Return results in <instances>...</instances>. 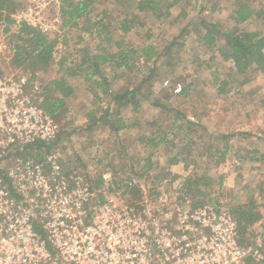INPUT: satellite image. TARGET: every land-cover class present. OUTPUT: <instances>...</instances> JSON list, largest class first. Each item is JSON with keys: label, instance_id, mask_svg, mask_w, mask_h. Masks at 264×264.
I'll return each instance as SVG.
<instances>
[{"label": "rangeland", "instance_id": "1", "mask_svg": "<svg viewBox=\"0 0 264 264\" xmlns=\"http://www.w3.org/2000/svg\"><path fill=\"white\" fill-rule=\"evenodd\" d=\"M119 1L96 0L87 18L79 20L77 25L63 26L62 0H13L0 12V74L23 72L14 60V42L18 41L16 34L21 21L57 38L54 63L47 70H38L35 80L51 90L52 97H60L53 85L55 80H66L76 92L67 98L66 107L55 117L59 139L49 154H59L60 162L67 169L75 167L77 172L90 176L106 172L112 180L109 188L113 197L123 190L125 198L134 202L150 200L153 207L159 205L156 202L161 198L174 201L177 194H187L195 204L222 203L230 211L239 205L253 207L251 213L260 215L261 219L247 229L246 239L254 242L257 228L264 232V160L258 170H251L246 165L248 159L242 158L246 154L235 156L231 152L236 148L234 144L241 150L249 147L253 150L254 146L264 150V75L253 71L237 75L233 63L225 61L219 51L225 44L224 39L221 37L210 48L201 42L200 33L205 27L203 22L217 25L222 34L235 27L260 32L264 22L252 19L236 25L233 12L240 0H182L183 3L172 9L174 15L164 20L140 13L134 6H125ZM241 2H248L257 11L264 8V0ZM133 12L137 16L136 24L128 33H123L121 23ZM7 18L17 23L11 24ZM140 22L144 26H139ZM118 44L135 49L154 44L163 57L150 62L134 57L129 70H114L113 65L101 62L100 73L92 80L87 79L94 70L91 62L95 56L118 52ZM170 46V54L166 55ZM154 67L157 68L154 76L140 86ZM28 74L32 76L31 72ZM246 79L249 82L243 84ZM177 86L182 88L178 95L174 93ZM127 90L136 91L140 106L135 108L129 104L118 116L128 124L139 122L140 126L124 129L120 134L111 131L105 122L90 128L94 119L119 106L115 98ZM162 105L174 112H167ZM231 110H234L233 127L229 131L230 127L223 125L227 124ZM175 113L181 119L174 123ZM113 115L112 120L119 118L117 113ZM246 120L257 122L255 130L263 133L262 136L251 130L242 131L243 134L235 131L236 125H244ZM187 121L195 126L189 127ZM172 124H183L184 128L179 130ZM225 129L228 134L222 132ZM162 131L167 135L160 137L167 136V141L174 146L167 142L153 147L149 143L157 138L156 134H163ZM223 135L233 137L224 140ZM227 143L232 145L231 154L217 165L216 153L224 151ZM174 158L177 161L173 163ZM239 159L244 163L241 167L235 163ZM93 180L99 184L95 185L97 189L104 187L100 188L102 184L96 182L97 178ZM194 180L200 184H188ZM120 181L133 183L126 189L125 185L117 186ZM160 186L164 189L160 190ZM197 189L204 196L197 194Z\"/></svg>", "mask_w": 264, "mask_h": 264}, {"label": "built area", "instance_id": "2", "mask_svg": "<svg viewBox=\"0 0 264 264\" xmlns=\"http://www.w3.org/2000/svg\"><path fill=\"white\" fill-rule=\"evenodd\" d=\"M44 99L28 73L0 74V264H264L263 230L243 244L222 203L177 194L152 207L123 190L113 197L106 172L67 169L57 153L29 155L58 139ZM100 176L101 190L92 182Z\"/></svg>", "mask_w": 264, "mask_h": 264}, {"label": "trees", "instance_id": "3", "mask_svg": "<svg viewBox=\"0 0 264 264\" xmlns=\"http://www.w3.org/2000/svg\"><path fill=\"white\" fill-rule=\"evenodd\" d=\"M126 1V2H125ZM121 0L120 4H124L125 6H134L135 10L140 13L152 14L155 16L157 20H164L172 15V9L177 7L180 3H183L182 0ZM13 0H0V12L5 11L7 7ZM96 3V0H62L61 6V18L63 20V26H74L77 25L78 21L87 18L90 15L89 9ZM233 20L236 25L244 24L246 22L251 21L252 19L262 20L264 22V8L260 10H256L252 8L248 2L238 1L235 3V10L233 12ZM133 17L134 19H132ZM136 14H127L126 18L121 23V31L123 33H128L133 24H136ZM7 20L11 24H16L17 21L12 18H7ZM205 27L201 30L200 40L207 47H214L216 42L221 41L223 38L225 44L222 48H220V53L223 56L225 61H231L234 65L235 71L237 75H246L249 72L253 71L254 73L264 74V28L263 30L256 32H246L239 30L238 27L232 29L231 32L222 34L220 32L219 27L217 25H208L206 22ZM19 28L16 34L17 42H14V51H15V61L19 67L22 68L25 73H32L31 78L35 80L36 73L38 70L45 69L47 70L55 61V55L57 52V47L59 45V41L57 38H52L47 35L45 32L41 31L37 26H33L27 21H21L18 23ZM139 26H144L143 23H139ZM200 32V31H199ZM222 37V38H221ZM173 46V45H172ZM167 50L166 55L170 54L171 47ZM118 52L108 53L105 57L103 56H95L93 61L91 62V67L94 68L86 78L92 80L97 74L100 73V66L102 64H109L116 69H126L129 70L132 68V61L135 59L143 58L146 62L157 61L159 58L163 57L161 51L154 45L149 44L143 48L135 49V48H127L121 44H118ZM102 60V61H101ZM114 63V64H113ZM115 65V66H114ZM116 67V68H115ZM157 71V68L150 72V77L145 78L140 86H143L147 80H150L151 77L154 76V73ZM106 81V80H104ZM249 80L246 79L243 84L248 83ZM95 83L100 85V82L95 81ZM55 90L59 91L60 97H52L51 90L45 88V99L43 101L44 109L52 115L54 118L58 115L60 109L66 107V100L73 93L74 89L72 85H70L66 80L60 79L55 80L53 82ZM136 91L135 90H127L125 94L116 96L115 100H117L120 104L115 109L107 110L103 116L99 119H94L93 128L98 121L102 123H107V126H110L111 131L116 134L120 133L124 129H132L134 127H139L140 123L137 122L135 124H128L124 121L123 117H120L121 109H125L129 104H133L135 108L140 106V100L136 99ZM169 95H167L168 97ZM158 104V102H157ZM162 107L167 112L173 110H169L165 105ZM177 112V111H175ZM117 113L119 118L112 120L114 117L113 114ZM175 117L173 119L175 121L180 120V114L175 113ZM97 121V122H96ZM189 127L195 126V124L191 121H187ZM179 130L184 128L182 125H174ZM163 134H156L157 138H153L149 141L153 147H159L165 143H171L173 146V142L167 141V136L160 137L163 135H167L165 131H162ZM60 137V136H59ZM224 140H229L233 136L232 135H223L221 136ZM59 139V138H58ZM58 141V140H57ZM144 142V140H141ZM53 145H44L38 143L36 145H32L28 149V154L35 157L38 160L44 159V155L50 153ZM230 146L227 143L225 146V150L222 152H217L216 157L218 158L216 164L220 165L227 160L228 150ZM43 149V150H42ZM183 153V152H182ZM179 155V154H178ZM175 160V161H174ZM173 163L176 162V158H174ZM149 168L152 167L151 160L149 159ZM93 180L92 182H94ZM96 182L103 183V178L100 176L97 178ZM194 182V183H192ZM198 180L190 181L188 184L198 185ZM95 184V183H94ZM99 185V184H95ZM197 194L203 195L200 189L195 190ZM206 196V195H205ZM203 202L199 203L202 204ZM253 207L247 205H239L231 208L232 214L236 217L237 220V229L240 236L241 242L244 244L248 240L247 229L250 226H254L257 221L261 219L260 215H254L251 213V209ZM249 230V229H248Z\"/></svg>", "mask_w": 264, "mask_h": 264}, {"label": "crops", "instance_id": "4", "mask_svg": "<svg viewBox=\"0 0 264 264\" xmlns=\"http://www.w3.org/2000/svg\"><path fill=\"white\" fill-rule=\"evenodd\" d=\"M174 14H173V11H172V15L171 16H173ZM255 74H257V75H264V74H261V73H255ZM73 87V86H72ZM73 89H74V92H76L75 91V88L73 87ZM76 110H80L79 109V107H76L75 108ZM84 110V109H83ZM83 110H80V111H83ZM233 111L234 110H231L230 111V117H229V119H227V124L226 125H223V126H227V127H230V128H228V130L229 131H232L231 129H232V127H233ZM87 113V112H86ZM101 116H103V115H101ZM101 116H98V118L97 119H99ZM86 122H88V119H87V121ZM94 122V121H93ZM97 122V121H96ZM248 121L246 120V122L244 121V125H236V129H235V131H240L242 134L244 133V132H248V131H252V133L253 134H257L259 131L256 129L255 130V127H256V123L257 122H255V121H251V122H249V123H247ZM100 123L102 124V122H100V121H98L97 122V124L95 125V126H97V125H100ZM229 123V124H228ZM91 126H93V124H91ZM94 126V127H95ZM221 126V125H220ZM220 126H218V128L220 127ZM243 126H246V128H244ZM225 128V127H224ZM247 129V130H246ZM227 129H225V130H223L222 132L224 133V134H228L227 133V131H228ZM242 131H244V132H242ZM239 133V132H238ZM118 134H120V133H118ZM262 134L263 133H258L257 135L260 137V136H262ZM257 141H258V137L257 138H255ZM230 143H233L232 141L230 142ZM235 146H236V148H235V150H233L232 151V145L230 146L231 148H229L230 149V151H228L229 152V154H235V156H241V155H243V154H246V156L244 155V156H242V158H244V159H248V162H247V166L251 169V170H258V168L260 167V165H261V163L260 162H262L263 160H264V150H259L260 148H258L257 146H254L255 148L252 150V148L251 147H249V148H247V149H243V150H241L240 148H237V145L236 144H234ZM232 151V152H231ZM231 152V153H230ZM249 157H251L250 159H249ZM241 158V157H240ZM240 160V159H239ZM235 163H236V165H238L237 167H241L242 165H244V163H243V161H235ZM255 164V166H252L251 164ZM227 167H228V165H229V163L227 162L226 164H225ZM263 220H264V218H263Z\"/></svg>", "mask_w": 264, "mask_h": 264}]
</instances>
